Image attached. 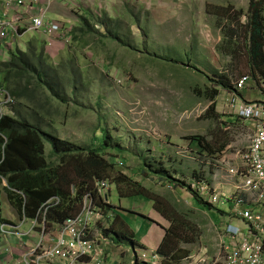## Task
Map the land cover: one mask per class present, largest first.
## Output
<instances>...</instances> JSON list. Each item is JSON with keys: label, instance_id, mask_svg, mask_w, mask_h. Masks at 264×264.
I'll return each instance as SVG.
<instances>
[{"label": "rangeland", "instance_id": "1", "mask_svg": "<svg viewBox=\"0 0 264 264\" xmlns=\"http://www.w3.org/2000/svg\"><path fill=\"white\" fill-rule=\"evenodd\" d=\"M151 1L148 5L130 0L84 2L85 6L72 3L74 8L66 13L76 20L68 41L49 47L47 40L31 33L14 42L13 53L17 54L18 50L26 52L30 41L41 40L39 50L44 52L48 67L57 71L56 77L78 81V86L68 84L64 93L58 91L65 103L46 87L38 91L36 103L24 98L23 114L31 113L36 118L31 122L44 131L87 149V155L94 156L90 160H102L107 166L106 180L117 185L111 194L116 200L122 198V208L144 210L153 206L150 200L161 202L169 217L177 218L172 251L186 236L191 240L181 246L189 253L181 264H222L221 241L225 239L220 228L231 222V205L204 210L196 200L190 202L194 196L190 184L202 179L215 190L224 185L229 188L225 195L239 189V179L229 170L240 169L238 154L250 145L252 131L228 114L225 99L238 79L249 78L243 92L245 101H264V67L259 64L254 69L250 63L245 16L249 4L231 11L223 2L245 5L249 0ZM213 2H219L223 10ZM84 19L94 26L93 31L85 24L79 27ZM62 22L71 29L68 22ZM102 35L119 39L131 35L135 42H115ZM8 42L5 40L0 49ZM134 45L143 47L155 60L156 56L167 59L169 47L178 56L172 63L163 60L136 65L140 56ZM10 55L8 52L5 57ZM27 84V80L21 82L22 87ZM214 91L219 94L213 100L218 117L209 119ZM103 129L109 132L114 148L99 158L94 152L102 146ZM51 150L48 145L47 156ZM110 167L116 170L114 174L108 171ZM213 179L218 181L216 185ZM5 186L0 183V188ZM79 188V198L73 204L82 200L85 187ZM138 193L150 200L130 198ZM70 207L65 210L67 216L76 217L79 207ZM261 207L264 216V204ZM120 213L118 210L116 215ZM224 216L226 221L221 220ZM109 221L101 220L102 233L108 230ZM169 232L166 235L171 240ZM28 238L35 241L29 234Z\"/></svg>", "mask_w": 264, "mask_h": 264}, {"label": "trees", "instance_id": "2", "mask_svg": "<svg viewBox=\"0 0 264 264\" xmlns=\"http://www.w3.org/2000/svg\"><path fill=\"white\" fill-rule=\"evenodd\" d=\"M264 1L249 0V10L246 12L247 17V32H248V53L250 56L251 67L256 69L259 64L264 67ZM242 13V11H241ZM91 31L94 26L86 24ZM115 34H118V29H114ZM102 38L110 39V36H101ZM120 37L111 38L110 40L118 41ZM135 42L131 40V35L122 36L120 41ZM40 43V42H37ZM37 43H30L27 46L26 52H17L12 55L11 61L5 65L3 76L5 81L15 87L13 94L15 96L28 98L32 102H37L38 91L41 88H48L56 98L62 103L66 100L62 99L60 94L64 93L68 84L78 86V81L69 79L67 77H56L57 71L48 67V61L44 59V52L39 50ZM139 57L136 65L150 64L155 61H160L159 56L155 58L148 54L143 47L139 45L133 46ZM135 65V67H136ZM261 68V67H260ZM27 80L29 84L24 87L21 82ZM220 87L226 88L221 84ZM60 92V94L58 93ZM219 96L218 92H212L210 96L212 106L208 110V118L216 119L218 116L215 114L216 105L213 100ZM50 114V113H49ZM0 133L7 139V148L3 155L2 147L5 140L0 135V162L4 161L0 167V173L8 177L10 184L14 188H18L25 192L28 198V206L26 209V216L34 218L36 211L42 205L48 202L52 197H61L64 203L69 201L71 197V185L75 182L83 181L88 188L95 192V181H104L105 166L102 160H90L94 156L87 155V149L79 147L72 142L64 141L55 135L44 131L40 127L29 123L28 121H18L10 118H3L0 120ZM102 146L95 150L94 154L99 158L104 157L107 149H113L114 144L111 136L107 130L101 131ZM52 147L50 156H46V145ZM118 151H121L117 148ZM50 159V162L48 159ZM54 162V164H52ZM109 172L114 174V167L108 169ZM160 172H156L159 174ZM96 194V192H95ZM134 197H145V194L138 193ZM148 200L150 198L145 197ZM13 201V199H10ZM153 202L154 210L157 211L163 218L169 221L172 226L169 232L171 240L165 243V251H158V254L164 258L163 264H181L189 255L187 251L182 249L183 244H191L189 236H186L180 243L178 248L173 252L172 246L174 245L173 237L177 232V223L173 218L169 217L168 210L161 202L157 200H150ZM203 209L210 210L208 206L199 200H196ZM106 205V204H105ZM70 207V204L62 206L59 209L51 210L48 213V220L50 222H61L67 213L65 210ZM18 208L21 210L22 203L19 202ZM117 209L114 210V212ZM105 214L113 212L109 206L104 207ZM173 217V215H172ZM138 264V263H136Z\"/></svg>", "mask_w": 264, "mask_h": 264}, {"label": "built area", "instance_id": "3", "mask_svg": "<svg viewBox=\"0 0 264 264\" xmlns=\"http://www.w3.org/2000/svg\"><path fill=\"white\" fill-rule=\"evenodd\" d=\"M134 3L150 2L149 0H130ZM33 6L26 5L25 0H0V38L8 36V31L18 34L22 30L26 32H38L49 39L61 37L62 26L55 22L47 23L44 19L47 11L42 7L36 15ZM28 12L27 17L25 14ZM11 19L7 18L10 17ZM247 79L243 78L236 83L234 93L230 94L226 103L227 111L241 122L249 123L255 133L250 145L242 153L238 154L241 168L230 170V175L240 181L237 192L223 195L212 189L204 181H195L192 189L200 200L210 206L230 204V214L233 219L243 224L241 229L224 227L225 256L222 264H264V218L253 213L251 206L264 204V103L245 104L238 98V94L244 90ZM104 191L110 190V184H99ZM243 193L241 195L239 192ZM91 212L87 213L88 220ZM87 219H69L64 223V229L72 242L59 238L53 249L45 250L43 257L35 254L36 251L26 254L24 264H52L54 260H61V264H81L82 257L90 255L91 245L85 242ZM221 249V246H219ZM143 261L149 264H159L157 256L142 255ZM91 264H103L97 257H92Z\"/></svg>", "mask_w": 264, "mask_h": 264}, {"label": "clouds", "instance_id": "4", "mask_svg": "<svg viewBox=\"0 0 264 264\" xmlns=\"http://www.w3.org/2000/svg\"><path fill=\"white\" fill-rule=\"evenodd\" d=\"M91 1L96 2L97 0H91ZM149 1L150 2L142 3V5L152 4L151 3L152 1L151 0H149ZM173 1L177 2V3L180 2L179 0H173ZM25 2H26V5H28V7L29 6L34 7V9H35L34 11H35L36 15L37 14L40 15L39 12H40L41 8L43 7L47 11L46 15L44 16V19L47 23L55 22V23H58L62 26L61 37H57L54 39H49L46 36H44L43 34L38 33V32H31V33H38L39 37L42 36L40 38H44L45 40H47L51 44L49 47L56 46L60 41H62V42L68 41V38L71 36V34L73 32V29H72V27H71V29L66 28L65 23H63L62 21H53V20H50L48 18L50 6H51L50 3H47L43 6H41L40 0H36L30 4L27 3V1H25ZM74 3L76 4V2H74ZM131 3H134V2H131ZM226 9H230V8H226ZM231 11H233V10L231 9ZM246 12H245V14H246ZM84 14H86V11H84ZM27 15H28V12L25 14V16L27 17ZM227 16H229V13L227 14ZM247 17L248 16H246V18ZM7 18L11 19V16L7 17ZM70 26H72V25H70ZM13 32L14 31L9 30L8 36L6 38H4V39L0 38V45H2L5 40L9 39V42L4 44V48L0 49V55L4 56L3 58H0V120L3 118L4 119L10 118V119L16 120V122L28 121L29 123H32L31 119H36V118L31 113H28L26 115L23 114L24 107L26 106L24 103H22L24 98H22V97L18 98L17 96H15L13 94L15 87H9L11 84H9L7 86L6 82H9V81H5L4 76H3V74H4L3 70L5 69V65H7L11 61L12 55H14L13 43L14 42L17 43L18 40L22 39L25 36H29L31 34L29 32H26V30H22L18 34H16V33L13 34ZM40 41L41 40H37V42H40ZM30 43H34V42L30 41L29 44ZM43 44H44V42H43ZM39 45H40V43H39ZM26 50H27V47H26ZM169 50H170V54H169V57H167V59L166 58L163 59V58L159 57L161 62H163V60H164L165 62L169 63L171 61H174V60H172V59H174V57L178 56V54H177L178 52H176L175 50L173 51L170 47H169ZM8 52H11V55L9 57H5V55ZM18 52H24V51L18 50ZM136 52H137V50H136ZM179 64H180V62H179ZM241 79H243V78H241ZM241 79H238L235 82L232 90H230L228 92L225 101H227L230 94L234 93V91H235L234 88L236 86V83ZM246 79H247V83H249V78H246ZM244 90H245V88H244ZM244 90H242L238 94V98L243 103H245V104H257V105L260 103H264V101H262V102H247V101H245V99L243 97ZM226 105H227V103H226ZM226 108H227V106H226ZM14 109H16V111ZM13 110H14V112H13ZM35 115H38V114L35 113ZM230 116H232V115H230ZM232 117L235 118L238 122H241L234 115ZM39 119H40V117H39ZM241 123H243L245 125L247 124V122H241ZM0 135L5 140V143L2 147L3 155H4L6 148H7V145H8V143H7L8 141H7L6 137H4L2 135V133H0ZM48 145L49 144L46 145L45 153H46ZM49 146L51 147V145H49ZM245 150L246 149H244L240 153L244 152ZM51 152H52V150H51ZM51 152H50V154H51ZM50 154H49V156H50ZM46 156H47V154H46ZM47 159L50 162V159L49 158H47ZM237 161H239L238 158H237ZM3 163H4V161L0 162V167L2 166ZM52 164H54V162ZM240 168H241V166H240ZM229 174H230V172H229ZM195 181H204V180L197 179V180H194V182ZM102 182H107L110 184L111 187H110L109 191H104L103 189H101V186L99 184ZM0 183H4V185L6 184V186L4 188L3 187L0 188V210H1V214H0V264H24V257L26 256V254L33 252V251H36L35 254L40 255V257H43L44 251L53 249L54 244L61 237H63L66 241L72 242V240H70L68 237V232L64 229V223L69 219H87L88 225H87L85 237L83 238V240L85 242L90 243L91 252H90V255L85 256L86 258L82 257L83 259H82L81 264H91V259L93 256L100 259V261L103 264H106L103 257H102V254L98 248V244H97L96 240L94 239L93 225L96 224L97 222L101 223L102 219H106L109 216L108 214H105V212H103V211H104L105 206H108V207L110 206L109 199L111 196V191L114 187L116 188V186H117L116 183H113L112 181H109L106 179L104 181H98V180L95 181V192H96V194H95V192L93 193L83 181L75 182L74 183L75 185H73V186L71 185V194L72 195L69 198V201L67 203H64V201L61 197H58V196L52 197L48 202H46L44 205H42L38 211H36L34 218H28L25 214L27 206H28V198H27V195L25 194V192L18 189V188L12 187L10 184L9 176L8 177L3 176L1 173H0ZM192 184H190V185H191V192L194 195L193 196L194 200L201 201L202 203H204L206 206H208L211 209H213V208L217 209L218 208V206H215V207L210 206L207 203L200 200L198 197H196V195L192 189ZM81 185L85 187L84 188L85 191H84V194L82 196V200L79 202V204H73L79 198V191H80L79 187ZM239 185H240V181H239ZM217 191H219V190H217ZM235 192H237V191L233 192V190H232L231 193L235 194ZM10 199H13V201H11ZM19 202L22 203L21 210L18 208ZM68 204H70V206L73 204L71 207H73V206L79 207L80 212L76 217H69L66 215V217H64V219L61 222H57V221L50 222L48 220V213L51 210L59 209L63 205L66 206ZM261 205L262 204L252 205L251 209H252L253 213H255L256 215L262 216L264 218V216L262 215L263 210H262ZM3 207H4V211L2 209ZM211 209L209 211H211ZM230 209L231 208H229V212H228L229 220L230 221H238V220H235L232 218V216L230 214ZM204 210H206V209H204ZM89 211L91 212V216H92L90 220H88V218H87V213H89ZM226 224H228V222H226ZM224 227H226V228L229 227L230 229L228 231H230V230H232V228L241 229L243 227V224L241 223V226H239V227L232 226V225L223 226V229H221L223 239H225L224 235H225V231H226V230H224ZM21 229H23V231L20 232ZM23 232H27L29 235H31L35 238V241H33L32 247L29 248L26 246V242L24 241V238L27 239V241L30 239L28 238V234L27 235L23 234ZM112 241L114 243L118 244V241L115 238H112ZM142 255H146L147 257L148 256H157L160 260L159 264H163L164 258L161 257L158 254V252L148 253L145 251H139L138 252V254L135 256L134 264H136V263H138V264H149V263H147L141 259ZM52 264H61V260H58V259L54 260L52 262Z\"/></svg>", "mask_w": 264, "mask_h": 264}, {"label": "crops", "instance_id": "5", "mask_svg": "<svg viewBox=\"0 0 264 264\" xmlns=\"http://www.w3.org/2000/svg\"><path fill=\"white\" fill-rule=\"evenodd\" d=\"M27 3H33L36 0H25ZM41 6L50 3V11L49 15L53 18L50 20L53 21H65L68 22L70 25L74 24L76 20L75 16L68 15L66 10L69 11L71 8H74L72 3L76 2L81 3L85 6L84 2H92L91 0H40ZM99 1V0H97ZM101 2V0H100ZM245 5H241L240 2H223L225 8H245ZM215 7H220L222 9V5L219 2H213L212 4ZM40 6V5H39ZM84 14V13H83ZM87 16V15H85ZM84 23L77 22L79 27L81 25H86L85 19ZM72 27V26H71ZM40 38V37H39ZM39 40V39H38ZM243 124V123H241ZM252 131V136L254 135L255 131L252 126L247 123L246 124ZM216 185L218 181L213 179ZM217 190L224 195L225 190H229L224 185H219L216 187ZM118 195V194H117ZM115 196V195H114ZM114 196H110L109 203L112 206V211L108 213L107 219H109V223L107 224V229H104L102 233L100 231L101 223H96L93 225V236L98 244V248L102 254V257L106 264H134L135 256L138 254L139 251H145L148 253L151 252H158L160 249L161 251H165L166 246L165 243L169 241L168 236L166 235V231L171 229L172 224L163 218L157 211L154 210V207H150L149 209H126L121 207L120 199L116 200ZM119 197V195L117 196ZM187 196H185L186 198ZM128 198V197H127ZM130 198H135L130 197ZM137 198V197H136ZM194 199L190 200L193 201ZM119 204V207H116L114 204ZM112 203V204H111ZM189 204V203H188ZM192 203L189 204L191 206ZM117 209L115 212L114 210ZM118 210L121 211L119 216H117ZM192 210H195L192 208ZM126 215V216H123ZM143 217V218H142ZM145 217L154 221L155 223H148L145 220ZM175 221L177 218L173 215L172 217ZM214 218V216H213ZM226 221L227 219L225 216L221 219ZM220 220V221H221ZM130 224H134V227H131ZM109 225V226H108ZM232 225V226H241L239 221H231L228 224H223L221 226ZM166 228V229H165ZM19 229V228H18ZM165 229V230H163ZM106 231V232H105ZM231 231V230H230ZM221 232V228H220ZM222 233V232H221ZM27 235V234H26ZM25 235V236H26ZM112 238H115L118 241V244L112 241ZM27 247L33 246V241L24 238Z\"/></svg>", "mask_w": 264, "mask_h": 264}]
</instances>
